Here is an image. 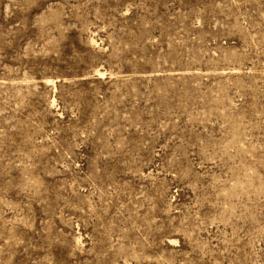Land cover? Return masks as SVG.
<instances>
[{"label": "rangeland", "instance_id": "1", "mask_svg": "<svg viewBox=\"0 0 264 264\" xmlns=\"http://www.w3.org/2000/svg\"><path fill=\"white\" fill-rule=\"evenodd\" d=\"M0 264H264V0H0Z\"/></svg>", "mask_w": 264, "mask_h": 264}]
</instances>
